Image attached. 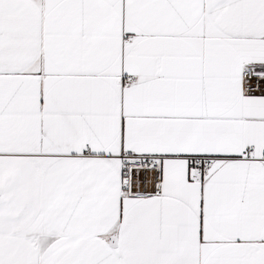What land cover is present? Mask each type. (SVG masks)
<instances>
[{
    "label": "snow or ice",
    "instance_id": "6c2138e0",
    "mask_svg": "<svg viewBox=\"0 0 264 264\" xmlns=\"http://www.w3.org/2000/svg\"><path fill=\"white\" fill-rule=\"evenodd\" d=\"M0 264H264V0H0Z\"/></svg>",
    "mask_w": 264,
    "mask_h": 264
}]
</instances>
